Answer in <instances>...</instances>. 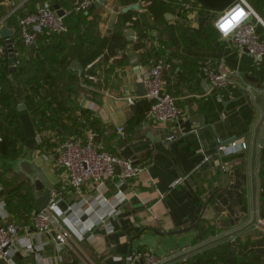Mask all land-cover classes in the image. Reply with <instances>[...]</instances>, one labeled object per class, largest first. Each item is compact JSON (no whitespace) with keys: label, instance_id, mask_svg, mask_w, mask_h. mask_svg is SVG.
<instances>
[{"label":"crops","instance_id":"0c3cea01","mask_svg":"<svg viewBox=\"0 0 264 264\" xmlns=\"http://www.w3.org/2000/svg\"><path fill=\"white\" fill-rule=\"evenodd\" d=\"M44 1L0 0V7L8 11L7 16L20 11L26 14L37 10ZM48 1L55 9L64 10L69 25L75 28L71 12L77 0ZM149 1L144 13L139 9L121 12L137 5L138 0H107L82 15L96 26L99 40L110 38L116 31L125 32L127 46L114 56L101 54L92 60L82 57L77 52L79 42L74 29L64 36L61 50L56 44L52 50L51 46L46 47L50 51L45 53L51 62L50 69L71 112L65 115L62 129L42 132L38 131L28 107L20 112L26 142L19 160L35 163L54 188H64L59 203L60 221L70 230L71 240L56 249L54 238L59 235L56 230L52 234L39 233L31 225L26 226L21 218H13L21 226L20 236L30 237L36 246L42 247L36 253H16L15 264H129L125 258L146 250L157 255L162 264H197L198 258L205 254H212L216 264H225L226 257L231 260L226 264H264V149L261 147L256 168L258 225L245 229L254 219L252 153L261 109L254 100L249 103V95L237 86L215 88L204 71L205 68L227 71L241 77V82L264 87V58L258 60L239 50L232 39L222 38L215 28L218 17L238 0H193L194 8L187 12L173 0ZM246 1L264 22V0ZM130 20H138L139 25L134 27ZM3 21L5 18L0 24ZM8 27L15 31L14 39L18 41L16 26ZM86 29L84 25L82 30L86 32ZM182 29L186 31L184 34ZM130 30L135 33L133 41L126 36ZM141 33L147 34L144 40L157 51L160 61L169 65L164 92L174 96L183 110L184 115L178 120L152 121L148 116L149 100L139 97L138 84L156 65V60L149 58L148 49H134ZM15 48L20 63L31 59L32 52L24 45L22 49L17 45ZM94 51L98 52L96 47ZM80 66L83 72L77 69ZM88 75L95 80L89 79L87 84L84 78ZM129 98L134 99V105L128 102ZM22 102L19 100L17 107ZM82 110L92 112L100 121V136L89 130L83 135L70 134L69 127L74 119H81ZM199 122L214 130L201 124L198 128ZM121 127L125 128L124 136L118 132ZM90 134L103 151L133 161L141 169L135 178L122 185L121 202L114 197L117 188L113 181H107L100 191L95 190L93 183L80 190L72 189L66 185L63 170L55 166L56 152L66 139L84 140ZM263 134L264 126L258 145ZM171 135L175 136L174 140L169 139ZM232 138L238 145L236 153L230 156L220 153L219 142L227 143ZM45 140L49 145L43 148L46 153H42L39 146ZM18 161L6 160L0 154V169L9 172L0 177V199H4L2 181L7 182L6 186L12 181L17 184L30 181L18 169ZM30 186L33 194L34 186L32 183ZM102 197L109 199L111 205L104 203ZM32 198L35 204L34 194ZM112 206L119 214L101 224L100 215L110 213ZM71 207L83 220L96 223L91 235L83 237L80 228L70 225L74 216ZM37 210L35 207L33 213ZM201 221L213 225L214 235L199 242ZM242 229L245 230L229 239L178 260L189 251ZM227 245L231 247L228 249ZM117 257L123 260H116Z\"/></svg>","mask_w":264,"mask_h":264},{"label":"built area","instance_id":"2783aa9c","mask_svg":"<svg viewBox=\"0 0 264 264\" xmlns=\"http://www.w3.org/2000/svg\"><path fill=\"white\" fill-rule=\"evenodd\" d=\"M98 0H77L75 12H88ZM139 12L144 13L150 6L149 0H138ZM186 10L193 9L190 4H184ZM65 17V16H64ZM59 17L53 5L46 1L33 12L26 14L19 22L18 41L27 49L32 50L37 46L41 34H63L68 28L65 18ZM264 25L257 12L246 0H238L237 3L226 13L218 17L215 21V28L219 35L232 39L235 46L241 51H247L252 56L261 60L264 58V38L258 32V26ZM3 25L0 24V27ZM8 49L6 43L0 45V61L7 60ZM20 64L17 61V65ZM94 65L91 64L89 68ZM169 71V65L165 61H160L145 74L143 82L146 89V98L150 102L149 119L157 123H166L180 119L184 112L177 105L174 96L164 92V78ZM212 85L221 89L228 86H237L243 92L254 97L260 90L250 83L241 82V77L235 76L227 71L204 69ZM236 77V78H235ZM88 78L95 80V77L88 75ZM1 90V89H0ZM131 105L135 104L133 98H129ZM118 132L124 136L125 128H119ZM170 139H173L172 137ZM237 142H232L227 146H220L219 152H224L228 156L236 153ZM55 166L63 170L66 185L69 188L80 190L84 185L93 183L95 190L100 191L107 181H113L117 188L115 198L121 202L124 199L122 185L135 178L141 169L134 165L133 161L124 160L107 151H103L95 142L94 135L90 134L86 139L68 138L58 148L55 156ZM64 189V188H63ZM62 188H54L51 199L43 211L37 210L32 214L30 225L39 233L58 232L54 238L56 249L66 245L71 240L70 230L61 225V212L59 203L64 196ZM107 205H111L109 199L102 197ZM102 203V202H101ZM112 206L110 213L100 215L99 222L106 224L108 218L116 217L119 214ZM70 225L80 228L81 235H91L96 223L91 220H83L81 216L74 212ZM93 211L94 209L91 208ZM110 228V226L108 225ZM71 229V227L69 226ZM21 226L13 220L7 210L5 199H0V262L4 264H15L13 257L20 251L36 253L42 249L36 246L32 238L20 236ZM116 260H123L117 257ZM129 264H162V260L150 251H141L125 258Z\"/></svg>","mask_w":264,"mask_h":264},{"label":"trees","instance_id":"16d2710c","mask_svg":"<svg viewBox=\"0 0 264 264\" xmlns=\"http://www.w3.org/2000/svg\"><path fill=\"white\" fill-rule=\"evenodd\" d=\"M173 1L178 3L185 12L189 10L184 8V4H190L194 8L193 0ZM49 2L53 5L51 1ZM74 8L75 5L71 12V18H75V28H72L69 25L70 21H67L68 18L64 17L68 28L67 32L63 34H41L37 46L30 50L32 52V54L30 53L31 59L28 62L18 64L15 73L9 72L7 60L0 61V154L6 160L18 161L24 153L26 137L19 120L20 112L17 109L19 100L26 101L28 110L33 114L39 132L62 129L64 127L62 122L66 120L65 115L71 112V107L64 99L61 86L52 69H50L51 62L48 61L45 54L47 51L50 52L46 48L48 45L51 46L52 50V47L56 44L59 50H61L64 36H68L72 29H74L73 32H75L76 39L79 42L77 52L82 57L87 56L89 60L101 54H104L105 57L114 56L119 51L125 50L127 46L124 31H116L110 38L99 40L96 26L88 23L87 17L82 16L86 12L77 13ZM26 14L20 11L7 16L8 11L0 7V22L5 18L3 22H6L10 26H16L18 32L19 22ZM130 22H132L134 27L139 25L138 20H130ZM84 25L87 26L86 32L82 30ZM181 32L184 34L186 31L182 29ZM258 32L264 38V28L261 25L258 26ZM146 37L147 34L141 33L134 45V49L137 51L148 49L149 58H154L157 64L160 62V55L153 49V46L149 45L150 47H148L147 41L144 40ZM43 41L46 43L42 44ZM3 44H5V41L0 38V45ZM16 45L21 49L23 48V44L20 41H17ZM94 47H96L98 52L94 51ZM84 80L88 84V76ZM19 92L21 93L19 94ZM72 125L69 127L70 130L68 129L71 135H83L86 130L93 132L97 136L101 134L100 121L88 110H82L81 119H74ZM48 145L49 143L45 140L39 146V149H42V153H46L43 148L45 146L48 148ZM0 177H2L1 173ZM30 183L31 181L18 182L17 184L12 181L11 185L6 186L7 182L2 181L4 190L1 196L5 199L7 206L11 205V208H9L12 219L21 218L26 226L30 225V219L36 207L32 198L33 194ZM27 189L29 190L28 192ZM198 234L197 241L206 240L211 235H214L213 225L201 221L198 227ZM226 247L229 249L231 245H227ZM215 261L216 259L212 254H205L198 258L197 264H216ZM230 261L227 257L223 258L225 264Z\"/></svg>","mask_w":264,"mask_h":264},{"label":"water","instance_id":"95a60500","mask_svg":"<svg viewBox=\"0 0 264 264\" xmlns=\"http://www.w3.org/2000/svg\"><path fill=\"white\" fill-rule=\"evenodd\" d=\"M106 1L107 0H98L95 4L97 6H102L106 3ZM138 9H139L138 5H131V6H128L126 8H123L121 10V12L126 14L128 12H131L133 10H138ZM56 10H57L59 17H64L66 15L65 11L61 10L59 7H56ZM117 10L119 11L120 9L118 8ZM15 34H16L15 31L13 29H10L7 24H4L0 27V38L3 41H5L7 49H8V65H9V71L11 73L16 72L17 61H18L17 60V50L15 48L17 41L14 39ZM126 36L130 41H133L135 38V33L133 30H130ZM77 69L83 72V67L80 66ZM257 89L260 90V92L258 94H256L254 97H251V96L248 97L249 103H252V101L254 100L255 104L261 109L262 117H261V121L259 122L258 127L256 128V139H255V142L253 144V153H252L254 219H253L252 223H250V225H248L245 229L250 228L254 225H258L256 168H257L258 149L260 147L264 149V134L262 135L261 145H258V138H259V135L261 133V129L264 126V87L259 85L257 87ZM138 93H139V97H145L146 96V89H145V85H144L143 81L140 84H138ZM17 109L19 112H23V111L27 110L26 101L23 100V102L17 107ZM200 124L204 128H209L211 130H214L213 129L214 127H211V126L207 127L203 124V122H199L198 128H200ZM165 133L171 134V132L168 130L167 131L165 130ZM147 136L150 139L153 138L150 135H147ZM171 137L173 139H170ZM169 139L174 140L175 136L171 135L169 137ZM234 140H235V138H232V139L228 140L227 143L220 141L219 145H221V146L228 145L229 143L234 142ZM17 167L20 170V172L23 173L31 181L32 185L34 186L33 194L35 197V205H36L37 209L39 211L45 210V208L47 207V205L51 199V193H52V190L54 189V186L49 183L44 172L35 163L28 162V161H25L22 159V160H19L17 162ZM245 229H242L241 231L232 233V234H230L224 238L218 239V240L211 242L207 245H204L202 247L194 249L193 251H189V252L181 255L180 257H178V260L185 259L189 255L200 252V251H202L208 247H211L217 243H220L226 239H229V238L239 234L240 232H242ZM0 264H4V261L0 262Z\"/></svg>","mask_w":264,"mask_h":264},{"label":"rangeland","instance_id":"374dc122","mask_svg":"<svg viewBox=\"0 0 264 264\" xmlns=\"http://www.w3.org/2000/svg\"><path fill=\"white\" fill-rule=\"evenodd\" d=\"M21 92H19V94H20ZM0 173L2 174V177H5V176H7L8 174H9V172L8 171H6V170H1L0 169ZM7 179V178H6ZM29 187V186H28ZM30 189V188H29ZM29 190L27 189V192H28Z\"/></svg>","mask_w":264,"mask_h":264}]
</instances>
